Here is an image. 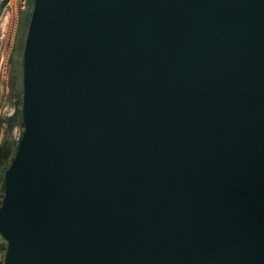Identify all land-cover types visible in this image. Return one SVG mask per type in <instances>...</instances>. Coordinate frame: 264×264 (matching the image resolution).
Masks as SVG:
<instances>
[{
  "label": "water",
  "instance_id": "95a60500",
  "mask_svg": "<svg viewBox=\"0 0 264 264\" xmlns=\"http://www.w3.org/2000/svg\"><path fill=\"white\" fill-rule=\"evenodd\" d=\"M4 264H264V0H33Z\"/></svg>",
  "mask_w": 264,
  "mask_h": 264
},
{
  "label": "rangeland",
  "instance_id": "374dc122",
  "mask_svg": "<svg viewBox=\"0 0 264 264\" xmlns=\"http://www.w3.org/2000/svg\"><path fill=\"white\" fill-rule=\"evenodd\" d=\"M33 12V0L26 12L21 14L17 28V45L12 56L9 78L5 83L2 104L9 113L4 115L6 121L0 129V198L5 191V171L14 157L24 132L23 93H24V48ZM9 158L6 160V152ZM6 241L0 234V242Z\"/></svg>",
  "mask_w": 264,
  "mask_h": 264
},
{
  "label": "built area",
  "instance_id": "2783aa9c",
  "mask_svg": "<svg viewBox=\"0 0 264 264\" xmlns=\"http://www.w3.org/2000/svg\"><path fill=\"white\" fill-rule=\"evenodd\" d=\"M29 6L30 0H0V118L9 113L2 97L17 45L20 16Z\"/></svg>",
  "mask_w": 264,
  "mask_h": 264
},
{
  "label": "trees",
  "instance_id": "16d2710c",
  "mask_svg": "<svg viewBox=\"0 0 264 264\" xmlns=\"http://www.w3.org/2000/svg\"><path fill=\"white\" fill-rule=\"evenodd\" d=\"M5 121L6 120L4 118H0V129H1V127ZM8 158H9V150H7V152H6V160ZM12 159L13 158H11V161H12ZM2 198H3V196H1V198H0V205L2 202ZM6 248H7V242L6 241L3 242V239H2V242H0V264H4V256H5Z\"/></svg>",
  "mask_w": 264,
  "mask_h": 264
}]
</instances>
